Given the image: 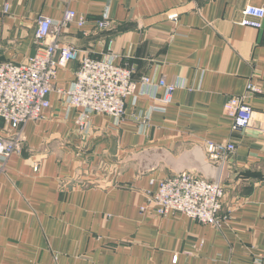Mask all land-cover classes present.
Instances as JSON below:
<instances>
[{"label": "crops", "instance_id": "crops-1", "mask_svg": "<svg viewBox=\"0 0 264 264\" xmlns=\"http://www.w3.org/2000/svg\"><path fill=\"white\" fill-rule=\"evenodd\" d=\"M246 6L264 0H14L8 13L0 0V63H26L38 18L71 10L86 25L69 24L61 43L102 59L111 41L137 83L120 122L95 114L81 133L79 112L53 91L43 118L22 127L20 152L0 160V264H264V19L240 25ZM103 16L110 27L97 30ZM78 67L60 69L54 87ZM160 79L176 86L167 106ZM248 83L252 122L234 130L224 105ZM208 142L235 145L220 174ZM181 172L220 177L221 228L140 210Z\"/></svg>", "mask_w": 264, "mask_h": 264}, {"label": "built area", "instance_id": "built-area-1", "mask_svg": "<svg viewBox=\"0 0 264 264\" xmlns=\"http://www.w3.org/2000/svg\"><path fill=\"white\" fill-rule=\"evenodd\" d=\"M13 1L4 0L5 13L9 12ZM242 14L240 25L261 27L263 9L246 6ZM71 23L82 29L86 19L71 10L66 11L59 21L39 17L34 35V55L24 64L0 63V121L10 129L6 137L0 136V160L3 162L20 152L22 127L43 118L51 107L49 95L53 91L67 108L79 112L76 123L81 133L87 129L92 115L107 116L116 122L124 118L125 101L137 89L132 70L114 64V57L110 54L111 41L107 45L108 54L102 59H93L81 54L74 46L62 44L61 34ZM95 26L97 30H107L109 17L96 20ZM74 61L79 62V67L73 83L67 88L54 87L58 71ZM151 82L147 77L141 79L144 86ZM156 86L165 91L160 103L169 105L176 86L167 84L164 79H160ZM257 92L258 89L248 83L241 96L226 101L224 113L232 119L234 130L250 127L253 110L249 101ZM234 152L235 145L231 142L206 143V159L219 174ZM33 170L37 171V166ZM63 187L67 189L66 184ZM223 198L220 177L210 181L190 172H181L159 180L157 189L147 197V205L140 210L150 209L159 217L181 215L202 225L221 228L226 219L219 215Z\"/></svg>", "mask_w": 264, "mask_h": 264}, {"label": "rangeland", "instance_id": "rangeland-1", "mask_svg": "<svg viewBox=\"0 0 264 264\" xmlns=\"http://www.w3.org/2000/svg\"><path fill=\"white\" fill-rule=\"evenodd\" d=\"M235 149H236V148H235ZM2 166H4V165H2ZM3 168H4V167H3ZM57 256H58V255H57ZM55 259H58V257L54 256V260H55Z\"/></svg>", "mask_w": 264, "mask_h": 264}]
</instances>
